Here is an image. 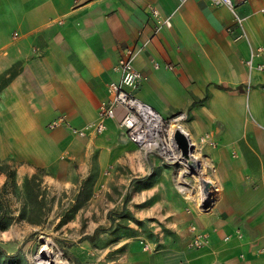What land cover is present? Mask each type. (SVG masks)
Returning <instances> with one entry per match:
<instances>
[{"label": "crops", "instance_id": "obj_1", "mask_svg": "<svg viewBox=\"0 0 264 264\" xmlns=\"http://www.w3.org/2000/svg\"><path fill=\"white\" fill-rule=\"evenodd\" d=\"M232 2L241 25L210 0H0V158L56 171L84 170L96 155L140 171L130 177L132 210L169 229L145 264H264V68L255 66L264 50L247 63L264 47V0ZM152 5L170 21L157 32ZM128 47L145 75L137 96L163 116L188 114L212 197L205 209L128 140L121 105L103 131L74 132L97 118ZM197 233L205 242L193 246ZM1 239L0 264H24Z\"/></svg>", "mask_w": 264, "mask_h": 264}, {"label": "rangeland", "instance_id": "obj_2", "mask_svg": "<svg viewBox=\"0 0 264 264\" xmlns=\"http://www.w3.org/2000/svg\"><path fill=\"white\" fill-rule=\"evenodd\" d=\"M161 162L174 187L189 203L196 202L202 173L179 162ZM128 166L120 160L101 163L95 155L84 170L70 162L55 171L49 165L0 158L1 241L10 252L17 246L24 264H34L41 237L52 240L70 264H75L71 255L79 264H145L148 255L166 245L160 238L169 229L153 228L151 218L133 212L130 177L141 172Z\"/></svg>", "mask_w": 264, "mask_h": 264}, {"label": "built area", "instance_id": "obj_3", "mask_svg": "<svg viewBox=\"0 0 264 264\" xmlns=\"http://www.w3.org/2000/svg\"><path fill=\"white\" fill-rule=\"evenodd\" d=\"M210 1L214 5L227 6L234 14L239 25L242 24L241 17L235 11L232 0ZM261 9L264 10V5ZM149 10L155 19V32L162 26L170 25L169 18L161 17L156 6H150ZM242 36H245L243 29L236 37L239 38ZM263 50V46H257L251 49L250 56L247 59L249 66H252L253 57L262 53ZM134 54V47L125 49L124 55L119 58L117 63L120 76L118 79L110 80L107 83L109 97L100 103L97 118L80 129H74V132L78 135H84L89 130L95 132L103 131L106 128V119L114 117L115 107L121 105L124 112L119 120V125L129 141L134 143L144 153L157 154L165 162L181 163L180 158L185 150V142L177 135L176 131L181 126H185L184 123L188 118V114L186 111H178L171 116H163L152 105L137 96L136 90L145 80V75L134 67L132 63ZM155 66H157L156 63ZM255 66L258 69L264 68V64L262 63H257ZM199 139L200 141H204L207 139V136L202 135ZM192 145L193 148H197L199 151L194 140ZM192 166L201 168L200 160L197 163H193ZM211 198L208 191L204 194L201 192L198 199H195L196 202L193 205H196L199 209H205L211 202ZM204 242L205 238L197 233L193 236L191 245L200 246ZM147 248L148 245L145 244L144 249Z\"/></svg>", "mask_w": 264, "mask_h": 264}, {"label": "bare ground", "instance_id": "obj_4", "mask_svg": "<svg viewBox=\"0 0 264 264\" xmlns=\"http://www.w3.org/2000/svg\"><path fill=\"white\" fill-rule=\"evenodd\" d=\"M177 135L185 142V150L181 155L180 162L184 165L185 169L193 170V172L199 174L201 169L199 167L192 166L193 163L199 161L196 148H193V141L190 138L188 132L184 126H181L179 130L176 131ZM200 178V177H199ZM201 184L206 182L202 178ZM183 181V180H182ZM181 187H183L181 185ZM204 194V193H203ZM41 244L34 255V264H70L69 261L64 257L63 253L59 248H57L52 240L41 237Z\"/></svg>", "mask_w": 264, "mask_h": 264}, {"label": "trees", "instance_id": "obj_5", "mask_svg": "<svg viewBox=\"0 0 264 264\" xmlns=\"http://www.w3.org/2000/svg\"><path fill=\"white\" fill-rule=\"evenodd\" d=\"M0 87H1V84H0ZM1 218H2V213H1V215H0V220H1ZM71 257H72V260H73V262H74L75 264H79V259H78L77 256H75V255H71Z\"/></svg>", "mask_w": 264, "mask_h": 264}, {"label": "water", "instance_id": "obj_6", "mask_svg": "<svg viewBox=\"0 0 264 264\" xmlns=\"http://www.w3.org/2000/svg\"><path fill=\"white\" fill-rule=\"evenodd\" d=\"M203 181V180H202ZM208 184H207V182H204V184H202V188H201V192L202 193H206L207 192V190H208Z\"/></svg>", "mask_w": 264, "mask_h": 264}]
</instances>
